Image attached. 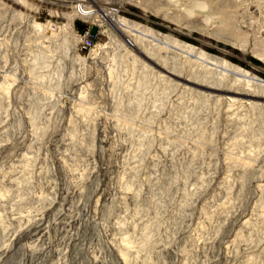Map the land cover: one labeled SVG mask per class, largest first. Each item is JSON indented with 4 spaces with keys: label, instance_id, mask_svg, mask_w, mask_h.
Returning a JSON list of instances; mask_svg holds the SVG:
<instances>
[{
    "label": "rangeland",
    "instance_id": "rangeland-1",
    "mask_svg": "<svg viewBox=\"0 0 264 264\" xmlns=\"http://www.w3.org/2000/svg\"><path fill=\"white\" fill-rule=\"evenodd\" d=\"M72 1L0 0V264H264V0Z\"/></svg>",
    "mask_w": 264,
    "mask_h": 264
},
{
    "label": "bare ground",
    "instance_id": "bare-ground-1",
    "mask_svg": "<svg viewBox=\"0 0 264 264\" xmlns=\"http://www.w3.org/2000/svg\"><path fill=\"white\" fill-rule=\"evenodd\" d=\"M77 1L78 2L81 1L80 3H76V5L74 6L75 10H76V12H78V14H80L81 16L86 17V18L93 15V10L92 9L90 10L88 6L83 5L84 0H73L72 2H77ZM101 14L104 15L105 19H107V20H109V22H111V24L113 25V28L119 34H121L123 36H125L124 32L126 30L131 29V27L134 28L136 26L135 23H132L131 21H128L123 17L117 16L116 13L114 11H112V9L111 10L104 9V10H102ZM37 25L40 26L41 24H37ZM128 40L131 42L132 45L135 46L134 41H131V39H128ZM188 46H189V44H188ZM258 80L260 82L264 83L263 79H258Z\"/></svg>",
    "mask_w": 264,
    "mask_h": 264
},
{
    "label": "built area",
    "instance_id": "built-area-1",
    "mask_svg": "<svg viewBox=\"0 0 264 264\" xmlns=\"http://www.w3.org/2000/svg\"><path fill=\"white\" fill-rule=\"evenodd\" d=\"M98 30H94L92 25L83 27L81 31H76L77 46L79 52L90 51L94 46V41L98 35Z\"/></svg>",
    "mask_w": 264,
    "mask_h": 264
},
{
    "label": "trees",
    "instance_id": "trees-1",
    "mask_svg": "<svg viewBox=\"0 0 264 264\" xmlns=\"http://www.w3.org/2000/svg\"><path fill=\"white\" fill-rule=\"evenodd\" d=\"M254 62H256V63H258V61L257 60H253Z\"/></svg>",
    "mask_w": 264,
    "mask_h": 264
}]
</instances>
